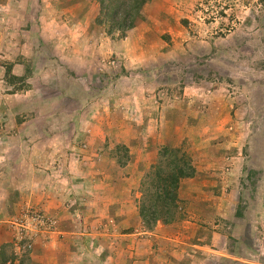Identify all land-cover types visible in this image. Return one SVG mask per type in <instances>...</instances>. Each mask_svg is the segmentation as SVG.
<instances>
[{"label": "crops", "instance_id": "crops-1", "mask_svg": "<svg viewBox=\"0 0 264 264\" xmlns=\"http://www.w3.org/2000/svg\"><path fill=\"white\" fill-rule=\"evenodd\" d=\"M184 1L147 0L136 25L114 36L90 23L78 0H0L5 264H197L207 261L201 249L214 239L224 250H214V259L222 263L231 256L228 235L217 222L216 231L203 224H211L213 213L227 218L231 210L235 229L258 228V221L245 222L240 215L241 194L233 189L224 198L217 194L226 173L230 177L248 163L240 147L244 132L226 121L234 104L224 105V96L211 88L212 78L188 77L206 45L186 37L191 23L182 21L189 19ZM106 58L115 64L103 67L115 73L102 80L92 68H101ZM195 118L199 129H192ZM249 122L239 124L246 128ZM184 131L207 136L193 160L194 175L179 186L189 215L148 229L140 215L142 169ZM248 131L246 138L254 132L251 126ZM156 135L165 144H156ZM27 207L55 216L58 227L38 237L32 251L13 256L9 222ZM239 233L233 234L234 260L260 264L264 251L255 239L246 248Z\"/></svg>", "mask_w": 264, "mask_h": 264}, {"label": "rangeland", "instance_id": "rangeland-1", "mask_svg": "<svg viewBox=\"0 0 264 264\" xmlns=\"http://www.w3.org/2000/svg\"><path fill=\"white\" fill-rule=\"evenodd\" d=\"M78 1L79 4H82L80 8L83 10V16L97 26V29H102V33L108 32V29L112 27L111 24L96 22L99 12L98 3L94 0ZM183 13L189 15V19L183 18L182 21L185 19L191 23V28H189L191 34L186 33V37H191L199 44L206 45L200 51V60L191 63L188 77L189 75H201V77L212 78L214 81L211 88L216 89L222 97L224 96L226 99L224 105L230 107L231 103L234 104L233 108H229L228 112H232L226 121H230L235 127H242L240 129L244 132L240 147L244 148L242 151L247 154L248 163L240 165V168L235 170L230 177L228 176L230 172L226 173V177L221 180L224 182L218 186L220 191L217 194L224 198L228 196L227 193L231 194V189L235 190L236 193L242 195L239 211L240 215H243V220L245 222L250 219L255 220L254 222L258 221V228L253 226L248 228L247 224H242L244 227L235 229L232 226L231 210L226 212L227 218L213 213L209 219L211 224H203L213 226L211 230L216 231L217 228L214 227V224L219 223L218 230L228 235L226 247L231 256H225L222 263L219 260L216 261L214 256L217 253L215 254L214 250L222 248L216 244L214 239V244L208 243L207 249H201L206 253L207 261L196 262L197 264L200 262L201 264H249L244 259L235 261L231 252L235 249L234 245L237 246L233 234L236 233L237 236L238 232L245 238L246 242L243 245L246 248L247 245H252L255 239L256 247L259 248V251H264V227L262 226L264 221V2L263 0H185ZM113 33L116 36L118 31L115 29ZM98 36L96 35L95 38ZM100 63H102V67L103 61L101 60ZM92 69L96 76L102 80L106 78L105 76L115 73L113 72L115 69L111 67ZM236 105L240 109L238 114L237 111L235 112ZM241 120H250L249 124L246 123V128L243 126L245 123L239 124ZM196 121L195 124H191L192 129H199L197 128L200 125L199 119ZM249 126L254 132L251 133V137L246 138L244 135L249 133ZM169 134L172 135L173 131ZM252 137V141L248 142ZM206 138L204 133L184 131L176 133L173 138L170 137L168 143L181 147L182 151L191 156L193 161L195 157L199 156L200 146L206 143ZM161 140L162 138L157 135L153 138L156 144L167 143H163L164 141ZM214 144L216 145V142ZM256 145L258 147L255 150ZM229 147L231 148L229 151L234 152V148ZM124 156H127V153H124ZM155 160V164L162 162L165 165L167 159L159 153ZM152 170L149 165L142 169L140 189L144 193H149ZM231 177L233 180L236 178L237 180L231 182ZM144 197L145 195L141 196L140 202ZM250 205L255 209L254 212L253 210L252 212L248 211ZM188 211V201L180 199L177 218L186 217ZM251 225L253 224L251 223ZM248 233L250 234L248 235ZM257 237L261 238V242ZM11 255L14 256L15 252L12 251ZM258 262L263 264L264 260L260 259ZM181 264L195 263L186 261Z\"/></svg>", "mask_w": 264, "mask_h": 264}, {"label": "trees", "instance_id": "trees-1", "mask_svg": "<svg viewBox=\"0 0 264 264\" xmlns=\"http://www.w3.org/2000/svg\"><path fill=\"white\" fill-rule=\"evenodd\" d=\"M99 5L98 24L109 23L113 30L124 31L133 28L137 19L141 16V10L147 0H94ZM264 2V0H263ZM160 155L166 158V164L162 162L151 166L149 193L143 192L145 197L140 202V215L148 229L161 221L171 223L176 220L180 202L179 186L182 178L192 177L195 167L191 156L182 151L179 146L166 143L160 151ZM5 253H0V262H7Z\"/></svg>", "mask_w": 264, "mask_h": 264}, {"label": "built area", "instance_id": "built-area-1", "mask_svg": "<svg viewBox=\"0 0 264 264\" xmlns=\"http://www.w3.org/2000/svg\"><path fill=\"white\" fill-rule=\"evenodd\" d=\"M115 64V60H105L104 64ZM9 226L14 234L13 246L16 255L26 254L33 250L38 237L47 238L55 233L58 227V219L34 207L22 209L16 215Z\"/></svg>", "mask_w": 264, "mask_h": 264}]
</instances>
